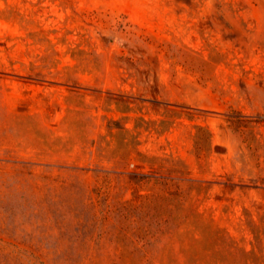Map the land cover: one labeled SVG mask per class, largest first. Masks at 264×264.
<instances>
[{"label": "rangeland", "instance_id": "rangeland-1", "mask_svg": "<svg viewBox=\"0 0 264 264\" xmlns=\"http://www.w3.org/2000/svg\"><path fill=\"white\" fill-rule=\"evenodd\" d=\"M0 264H264V0H0Z\"/></svg>", "mask_w": 264, "mask_h": 264}]
</instances>
